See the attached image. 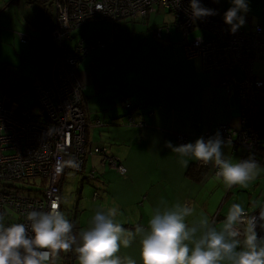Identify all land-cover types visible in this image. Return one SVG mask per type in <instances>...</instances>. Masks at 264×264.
I'll list each match as a JSON object with an SVG mask.
<instances>
[{"label": "crops", "instance_id": "0c3cea01", "mask_svg": "<svg viewBox=\"0 0 264 264\" xmlns=\"http://www.w3.org/2000/svg\"><path fill=\"white\" fill-rule=\"evenodd\" d=\"M246 3L247 11L239 13L244 18L240 27L245 30H253L257 25L264 27V0H246ZM231 6L232 0H213L214 15L224 20V14ZM168 13V19H164L163 24L158 21L159 14L154 13L145 19L128 18L113 25L115 31L120 30L124 22L133 30L137 28L132 37L142 34L137 45L143 44L145 54L140 60L128 59L117 79L107 69L99 74V64L94 66L93 62H87L89 57L95 59L93 54L90 56L94 53L93 49L90 55L83 58L77 70L84 86V108L90 120L93 123L94 120L103 123L100 119L105 122L103 126L90 125L88 142L93 146L106 147V155L118 159L126 166L127 173L121 175L109 160L103 161L102 155L89 154L84 170L75 174L85 176L88 181L93 179L95 190L100 191L99 208L115 207L116 221L132 232L138 225L147 228L157 209L171 208L176 203L194 209L193 215L187 217L189 224L207 216L210 222L213 217L216 218L218 226L224 222L232 204L239 203L246 210L255 211L264 203L263 146L259 157L261 161H258L260 174L249 181L247 187L234 185L231 188L226 187L215 173L218 167L214 162L205 164L186 157L188 165L184 167L179 155L166 146L168 141L174 146L182 145L179 134L187 136L186 143H194L207 132L217 133L222 125L242 130L243 104L236 86L229 87L227 79L234 75L240 79L246 76L241 67L208 70L204 68L201 56L189 57L181 32L174 26L166 27L173 20ZM159 26L164 28L162 37L155 35ZM200 36L210 38L211 32L196 29L189 39ZM76 39L79 40L73 39V44ZM254 74L264 78L263 61L255 63ZM41 78H29L28 81L19 78L14 89L18 93L24 92V87H30L31 83ZM105 90H108L105 103L100 100L92 105L91 100L103 98ZM4 96L14 100L7 95V91L2 98ZM124 99L129 100L132 107H124L121 103ZM258 100L264 115V88ZM131 118L144 125L130 126L128 122ZM224 141L222 151L225 155L233 162L242 160L246 150L234 146L230 140ZM192 164L205 168L202 177L190 174ZM78 188V191L73 190V194L77 193V198H81L82 189L79 185ZM79 207L80 201L75 208L79 211ZM65 208L63 201V213ZM93 208L97 209V206ZM140 241L141 237L136 235L131 245L127 248L122 246L118 254L142 264Z\"/></svg>", "mask_w": 264, "mask_h": 264}, {"label": "built area", "instance_id": "2783aa9c", "mask_svg": "<svg viewBox=\"0 0 264 264\" xmlns=\"http://www.w3.org/2000/svg\"><path fill=\"white\" fill-rule=\"evenodd\" d=\"M203 7L213 9V0H200ZM50 42L55 46L56 56L50 66L49 79L33 84L39 110L23 108L7 96L0 99V214L6 225L29 222L26 214L31 210H48L52 200L61 198L62 186L68 170L82 172L88 154L102 153L124 175L127 168L114 156L105 155V149L90 147L87 139V112L83 105L84 86L77 79V70L92 46L85 39H75L74 30L97 20L109 21L114 26L122 19L148 18L163 7L173 16L166 24L168 29L176 27L185 41L189 57L201 56L205 69L241 67L246 76L242 79L230 76L229 87L236 86L243 104V128L235 130L222 125L219 134L234 146L246 150V158L257 160L261 156V130L256 126L259 118L258 97L264 88V78L254 74L257 61L264 62V27L257 25L253 30L239 27L235 32L225 20L209 15L194 18L190 0H54L52 3ZM163 27L155 29L157 37L163 36ZM196 29H207L211 37L189 36ZM135 125V120L129 119ZM141 124V123H140ZM143 124V123H142ZM50 129L54 131L49 132ZM216 133L207 132V140ZM180 144L187 136L179 134ZM75 157L78 168L65 166L61 174L55 172L57 161ZM217 168L215 173L217 174ZM94 175V174H92ZM24 181V187L17 186ZM40 187L28 189L26 187ZM98 192V190L96 191ZM261 208L245 211L258 217ZM264 222L257 224L258 237H264ZM241 239L246 225H240Z\"/></svg>", "mask_w": 264, "mask_h": 264}, {"label": "clouds", "instance_id": "9594fccd", "mask_svg": "<svg viewBox=\"0 0 264 264\" xmlns=\"http://www.w3.org/2000/svg\"><path fill=\"white\" fill-rule=\"evenodd\" d=\"M190 7L194 18L215 14L200 0H190ZM245 11L246 0H232L224 14L231 31L243 25L244 18L239 13ZM225 143L217 132L207 140L199 137L194 143L178 146L168 141L166 146L179 155L182 166L188 165L186 157L205 164L214 162L226 187H247L260 174L261 167L252 157L233 162L222 151ZM65 166L78 168L79 163L75 157L57 161L55 172L61 174ZM61 202L56 196L48 210L29 211L28 224L6 225L0 214V264H58L61 253L73 250L79 264H137L131 257L118 254L122 246L131 245L136 235L141 237L142 264H264V237H258L256 231L257 224L264 222V208L258 217L249 216L241 204L234 203L217 227L207 216L189 224L187 217L193 215L194 209L176 203L171 208L157 209L147 228L138 225L132 232L116 221L117 209L112 207L98 209L90 226L76 233L74 224L60 210ZM240 225H246L243 239Z\"/></svg>", "mask_w": 264, "mask_h": 264}, {"label": "rangeland", "instance_id": "374dc122", "mask_svg": "<svg viewBox=\"0 0 264 264\" xmlns=\"http://www.w3.org/2000/svg\"><path fill=\"white\" fill-rule=\"evenodd\" d=\"M53 1L0 0V99L4 91H7V95L13 97L15 103L21 107L29 109L34 106L35 110L40 109L36 105L37 100L32 89L18 93L14 87H17L19 78L23 81H28L29 78L36 80L39 76L42 77L39 80L49 79L50 65L54 62L56 54L53 50L49 51V48L45 50L42 43L51 44L45 31L51 25L52 14L54 13ZM42 9H46V12H41ZM158 14V21L163 24L164 19H168L166 16L169 13L162 7ZM46 19H50V23L46 22ZM123 20L126 19H122L120 23ZM137 31V28L133 30V27L128 26L125 22L121 24L120 30L118 28L115 31L111 22L97 20L75 29L74 35L78 39L85 38L86 45L94 46V53L91 55L89 53V55L92 56L93 54L95 59L91 60L89 57L87 62H93L94 66L99 64V74L104 73L107 69V71H112L110 74L114 79H117L121 73V68L123 67L124 70L128 59L140 60L145 55L142 48L143 44L137 45L142 34L139 33V36L132 37V33H137ZM81 32L82 34H80ZM77 79L81 83L78 75ZM107 91L105 90L103 93V98L92 99L91 104L96 105L100 100L105 103L104 98L108 97L105 96ZM121 103L124 107H132L131 102L127 99L122 100ZM134 124H130V126L144 125L137 121ZM75 173L74 171L68 173L67 183L64 185L66 192L64 191L63 200L64 207L66 206L64 214L70 221H75L74 225L76 226L73 231L78 233L79 230L90 226L96 210L100 209L101 200L98 199L100 191L96 192L93 179L88 181L85 176L81 177ZM25 185L24 181L17 182V186L24 187ZM78 185L82 189L81 198H77V193L73 194V190H79ZM26 188L40 189V187H32L31 183ZM79 201L81 207L78 211L75 207ZM94 205L97 206V209L93 208ZM210 223L219 227L217 225L218 220L214 217ZM65 259L69 260L70 264H79L75 251L61 253L58 264H63Z\"/></svg>", "mask_w": 264, "mask_h": 264}, {"label": "trees", "instance_id": "16d2710c", "mask_svg": "<svg viewBox=\"0 0 264 264\" xmlns=\"http://www.w3.org/2000/svg\"><path fill=\"white\" fill-rule=\"evenodd\" d=\"M41 12H43V13H45L46 12V9H42L41 10ZM46 22H49L50 23V19H46ZM51 24H52V22H51ZM50 27H51V25H50ZM49 27V28H50ZM48 30L49 29H47L46 30V33H47V39L49 40V38H50V32L48 33ZM190 37V36H189ZM184 40V39H183ZM191 40V39H190ZM44 48H45V50L47 49V47L49 48V51L50 50H53V51H55V54H56V50H55V46H53V45H49V44H44L43 43V45H42ZM91 46V45H90ZM94 48V46H92V49ZM92 49H91V51H92ZM51 66V65H50ZM35 82V81H34ZM34 82L33 83H31V85H30V88H32L33 87V84H34ZM258 99H259V97H258ZM85 102H86V99H85V96H84V92H83V105L85 106ZM259 105H260V103H259V100H258V102H257ZM259 114H260V116H259V118H257V127L261 130V137H262V146H263V151H264V115L262 114V110H261V108H259ZM87 121H88V124H89V127H90V125L91 124H95V125H101V126H103L104 125V121H102L101 119H100V121L101 122H103V123H100V122H98V121H96V120H94L95 122L93 123L91 120H90V117H89V115L87 114ZM128 123H130V122H128ZM89 127L87 128V139H88V135H89ZM90 147H92V149L94 150V152H95V149L96 148H101V149H105V152H106V147H100V146H93L92 144H89V142L87 143ZM107 153V152H106ZM106 153H105V155H106ZM95 154H100V155H102L103 156V154L102 153H95ZM89 155V154H88ZM88 157V156H87ZM86 160H87V158H86ZM103 161H104V158H103ZM257 161H261L260 160V158H258V160ZM105 162H107V161H105ZM118 163H120V162H118ZM86 167V166H85ZM204 167L202 166L201 168H199V167H197L195 164H192L191 165V167H190V169H189V172H190V174L191 175H193L194 177H198V178H200V177H202V175H204V173H205V168L203 169ZM69 171H73V170H68L67 172H66V174H65V180H64V182H63V186H62V198H63V195H64V185H65V182L67 181V177H68V173H69ZM74 172H76V171H74ZM127 173V172H126ZM121 174V173H120ZM122 175V174H121ZM124 175H126V174H124ZM95 176V175H94ZM64 201V200H63ZM262 207V206H261ZM260 207V208H261ZM63 264H70V261L69 260H66L65 259V261L63 262Z\"/></svg>", "mask_w": 264, "mask_h": 264}, {"label": "water", "instance_id": "95a60500", "mask_svg": "<svg viewBox=\"0 0 264 264\" xmlns=\"http://www.w3.org/2000/svg\"><path fill=\"white\" fill-rule=\"evenodd\" d=\"M246 155H247V154L245 153V155H244V157H243V159H242V160H244V159H247V158H246Z\"/></svg>", "mask_w": 264, "mask_h": 264}, {"label": "bare ground", "instance_id": "6f19581e", "mask_svg": "<svg viewBox=\"0 0 264 264\" xmlns=\"http://www.w3.org/2000/svg\"><path fill=\"white\" fill-rule=\"evenodd\" d=\"M26 89H32V88H30V87H27ZM26 89H25V90H26ZM32 90H33V89H32Z\"/></svg>", "mask_w": 264, "mask_h": 264}]
</instances>
